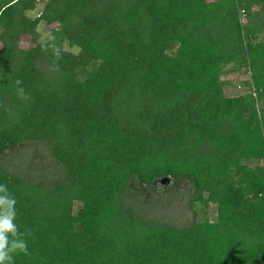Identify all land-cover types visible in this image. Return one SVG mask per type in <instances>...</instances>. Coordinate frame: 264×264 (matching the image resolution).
<instances>
[{
	"label": "trees",
	"instance_id": "obj_1",
	"mask_svg": "<svg viewBox=\"0 0 264 264\" xmlns=\"http://www.w3.org/2000/svg\"><path fill=\"white\" fill-rule=\"evenodd\" d=\"M162 177L182 226L144 211ZM0 184L14 264H264V0H0Z\"/></svg>",
	"mask_w": 264,
	"mask_h": 264
},
{
	"label": "rangeland",
	"instance_id": "obj_2",
	"mask_svg": "<svg viewBox=\"0 0 264 264\" xmlns=\"http://www.w3.org/2000/svg\"><path fill=\"white\" fill-rule=\"evenodd\" d=\"M40 4L36 6V8L33 11L27 12V15L33 17L37 14V12L40 9ZM53 24L45 26L44 24H39L38 31L40 33V36L43 37L47 31L48 28L52 27ZM27 37L22 36L20 46L26 47L28 45ZM228 78L230 80V84L226 86L225 92L228 95H237L241 92V83L240 81L245 79L244 75H238V74H229L225 76V78ZM31 157H33V165H27L26 167H23L21 165H17L16 163H13L10 166V170L24 172L23 169H27V171L36 173L37 169H40L41 167L45 166L43 169L45 171V174H48L49 176L52 175V172L54 171V166L47 162L46 158H44V155L39 150L38 153H34L33 151H30ZM19 162V161H18ZM32 162L29 159H26L27 164ZM154 192H151L152 203L151 205L144 206V211L148 216L157 217L162 221L170 222L176 226H182L185 223L188 222L190 218V210L188 208V193L186 191V186L183 182L176 183L174 180L168 181V183H156L154 186ZM200 212V213H199ZM198 217L200 215H203L208 219H213L215 215V208L214 205L209 204L205 208H199Z\"/></svg>",
	"mask_w": 264,
	"mask_h": 264
},
{
	"label": "clouds",
	"instance_id": "obj_3",
	"mask_svg": "<svg viewBox=\"0 0 264 264\" xmlns=\"http://www.w3.org/2000/svg\"><path fill=\"white\" fill-rule=\"evenodd\" d=\"M57 37L49 33L41 45L43 52L51 51L55 57L54 63L62 59V49L57 43ZM58 68L59 65L56 64ZM16 85H22L21 80H16ZM21 99H28V94L23 87L17 88ZM16 199L8 192L6 184H0V264H14V254L29 255L27 240L24 238L31 234L27 227L24 231L16 223Z\"/></svg>",
	"mask_w": 264,
	"mask_h": 264
},
{
	"label": "water",
	"instance_id": "obj_4",
	"mask_svg": "<svg viewBox=\"0 0 264 264\" xmlns=\"http://www.w3.org/2000/svg\"><path fill=\"white\" fill-rule=\"evenodd\" d=\"M160 183H168V179H167V177H162V178H160L159 180H158ZM155 182H153V184H154Z\"/></svg>",
	"mask_w": 264,
	"mask_h": 264
}]
</instances>
